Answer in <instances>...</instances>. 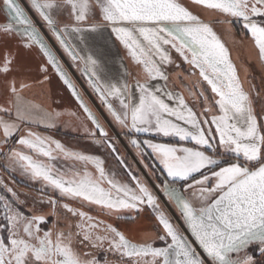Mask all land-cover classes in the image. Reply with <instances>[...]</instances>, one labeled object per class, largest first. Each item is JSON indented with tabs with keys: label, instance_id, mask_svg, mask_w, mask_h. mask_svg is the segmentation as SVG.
I'll return each mask as SVG.
<instances>
[{
	"label": "snow or ice",
	"instance_id": "6c2138e0",
	"mask_svg": "<svg viewBox=\"0 0 264 264\" xmlns=\"http://www.w3.org/2000/svg\"><path fill=\"white\" fill-rule=\"evenodd\" d=\"M26 2L38 20L20 0H0L7 13L0 41L18 38L16 50L0 55V156L10 174L39 183L41 196L38 206L29 205L0 177V264H264V104L256 110L254 86L244 88L213 24L185 0ZM192 4L224 18L216 23L239 25L264 61V0ZM46 34L83 65L106 116L89 107ZM73 34L86 55L68 40ZM109 43L122 46L143 79L129 82L122 64L125 78L112 81ZM20 48L46 58L44 81L51 66L90 122L91 128L82 121L85 135L102 155L46 134L61 113L24 101L29 85L14 75ZM173 54L190 66L188 76L199 74L189 89L197 108L167 87L169 68L180 67ZM121 147L134 150V162ZM146 209L158 234L145 242L100 218L135 219L131 214Z\"/></svg>",
	"mask_w": 264,
	"mask_h": 264
},
{
	"label": "crops",
	"instance_id": "0c3cea01",
	"mask_svg": "<svg viewBox=\"0 0 264 264\" xmlns=\"http://www.w3.org/2000/svg\"><path fill=\"white\" fill-rule=\"evenodd\" d=\"M20 3L25 7L26 12L30 16H32L34 20H38L34 14L35 11L33 12V10L28 6V3L26 2V0H20ZM215 16L216 15L212 13H209V14L205 13L203 14V16H201V18L207 22H211L212 24H215L216 19H211L212 17H215ZM6 19H7V13L2 7H0V23L5 22ZM220 25H223V24H220ZM224 25L227 26V24H224ZM238 35L239 34L237 33H230L228 35L229 37L228 38L227 35L224 33L222 36L228 42L232 41L234 38L236 40L239 39L241 41V46L239 49L231 48L230 58L232 62H233V58H235L236 60V63L234 62L233 63L235 66L237 65L236 69L237 67H239L240 69L241 76L243 78L242 80L241 79L240 80L243 82V86L245 89H250L249 83H252L251 82L252 79L250 80V78L251 77L253 78V75L257 77L258 82L261 83L260 84L261 91H258V92L260 93V97L262 98V101H264V61L260 59L259 50L256 46H254V43L252 42L250 34L248 35L246 34L247 37L245 38L243 37L244 35L242 34L240 37H237ZM218 36L220 37V34H218ZM45 39L49 41L51 46L53 45L55 46L54 40L51 39L49 35L46 34ZM68 40L70 41L71 44L77 46V50L81 51V55L87 54L85 51H82L83 45L80 44L79 39L74 34L69 36ZM243 40L244 42L242 43ZM17 41H18V38L0 41V55L3 54V52L5 51V48L16 50ZM221 41L223 42L222 39ZM225 46L227 47V45ZM250 50H252L253 54L250 53ZM18 51H19V55L17 56L16 64L14 65V67L17 68V71L14 73V75L17 77L18 80L22 79L29 85V87L25 88L21 93L22 97L24 98V101L31 102L32 104L38 105L40 106V108L48 112H53L54 110L55 112L61 113L60 117L56 120V128L54 129L63 131V133H65L66 135L67 134L76 135V136L85 135L84 128L82 126V121L87 123V126H88V122L85 121L84 119L85 117L83 118V116L80 115L78 111L79 107H78L77 102L74 101L70 93L66 91V89L62 85L63 82L59 79V77L54 72V70L51 68V66H48L49 80L44 81V73L40 71V68H41V65L46 64V58H44L41 54H39L36 48H32L30 51L20 48L18 49ZM57 51L55 52L57 53V56L61 60L63 65L71 69L72 68L71 64L66 58L67 54L64 51L63 53L60 50H57ZM107 56H108V66L111 69V72L109 75L113 82H116L117 80L122 81L125 78L124 77V67L121 66L122 64L127 67V71L130 74L127 77L129 82H133L134 79L132 78L133 77L132 75L134 74V72L138 73L139 71L140 74L142 72V70L136 71V69H134V67L135 66L137 67V65H135L130 60V58L126 55L125 50L122 48V46H119L118 44L116 46H113L109 43L107 47ZM237 72H238V69H237ZM71 77L74 83H84L82 81L83 79L80 80V78L76 76L74 71L72 72ZM3 83H4L3 76H0V87L3 86ZM161 84H163V82H161ZM194 84L195 83H191L189 85L193 86ZM185 85L186 83H183V82L176 83L175 85L168 82L167 87L172 90L175 89L174 91L181 92L184 95L185 100H186V97L189 99H193L190 93L189 92H188L189 94L187 93L186 91L187 88ZM78 86L82 90L85 89V87L83 86L84 87L83 88L82 86H80V84H78ZM86 95L88 96L87 90H86ZM0 103H3V97H0ZM94 104H97L96 101H94ZM260 108H259V111H260ZM256 110L258 111L257 107H256ZM98 111L99 109L97 110V112ZM73 113H75V115H73ZM37 126L43 127L42 125H34L33 127H37ZM72 145H78V144L72 143ZM76 149H79V147H76ZM6 163H7L6 160L3 159L2 164L4 167ZM16 173L18 174V176H21L19 171H17ZM22 178H24L22 180L23 183L28 182V181H25L27 180L26 177L23 176ZM131 215L136 216L135 214H131Z\"/></svg>",
	"mask_w": 264,
	"mask_h": 264
},
{
	"label": "rangeland",
	"instance_id": "374dc122",
	"mask_svg": "<svg viewBox=\"0 0 264 264\" xmlns=\"http://www.w3.org/2000/svg\"><path fill=\"white\" fill-rule=\"evenodd\" d=\"M185 2L187 3V5L190 7V9L194 13H198L201 16H203V14H205V13H208V14L212 13V14H215L216 16L212 17L211 19H216V20L217 19H224L223 17H220L217 13H215L213 11L205 10L201 6H196V5L192 4L191 0H185ZM33 12H34V10H33ZM34 14H35V16L38 19L37 14L35 12H34ZM216 20H215V22H216ZM213 26H214V29L217 32V34H220V38L223 40V43L225 45H227V48L229 49L230 54H231V48H235V49H239L240 48L241 41L239 39L236 40L234 38L232 41L228 42L227 40H225V38L222 35L225 33L227 35V37H228V35L230 33H237V34H239L237 37H240L241 34L244 35L243 36L244 38L247 37L246 34H243L240 31V26L239 25H236L235 27H231L230 28L228 25L225 26L224 24L220 25L219 23H215V24H213ZM244 40L242 41V43L244 42ZM252 42L254 43L253 40H252ZM54 43H55V46L53 45L54 51L60 50L63 53V50L60 48L58 43L55 42V41H54ZM254 46H255V44H254ZM173 55L175 57V54H173ZM66 58L68 59V61L71 64V67H72L71 69L68 68V67H65L66 70H68L70 78L72 79L71 74L74 71L76 76L79 77L80 80L83 79L82 81L84 83H75V84H76L78 90H80L82 92L85 101L89 104V107L92 108V110L94 112H96L98 115L102 114V115L106 116L107 115L106 110L101 105L97 95L89 88V86L87 84L86 77L84 76V74L80 70L83 67V65L81 64L79 67H77L76 65L73 64V62L71 61L70 57H68V55H67ZM175 58L177 60V63L180 64V67L179 68H173V67L169 68V83L174 84V85L176 83H180V82L186 83L185 86L187 88L186 91L188 93L189 89L192 88V85H189V84L196 83L200 79L199 75H198V72H197V74L195 76H188V72L190 70V66L185 64V63H183L182 61H180L178 57H175ZM233 62L236 63L235 58H233ZM250 67H252V66H250ZM134 69H136V71L137 70H141L138 66L137 67L135 66ZM237 69H238L239 78L242 80L243 78L241 76V72H240L239 67H237ZM132 76H133L132 77L133 79L134 78L143 79V73L141 72V74H140L139 71H138V73L134 72V74ZM250 80L252 82V83H249L250 88L252 86H254V90L252 92L253 100H254V106L257 107L258 111H259V108L262 106V103L264 104V101H262L261 97L257 98L255 96V92L261 91V87H260L261 83L258 82L257 77H255L254 75H253V78L252 77L250 78ZM78 84H80V86H82V87L83 86L85 87V89H83L85 91V93L78 86ZM62 85L64 86L66 91H68V89L66 88V86L63 83H62ZM173 88H174V86H173ZM86 90H87L88 96L86 95ZM68 93H70V92L68 91ZM70 95H71V93H70ZM73 99H74V97H73ZM74 101H75V99H74ZM94 101H96L97 104H94ZM186 102H188L189 105L194 107V108L198 107L193 99H189V98L186 97ZM98 109H99L98 112H100V113L97 112ZM78 111H79L80 115L83 116V118H84V114H83L82 110L79 109ZM85 121H86V119H85ZM102 123H107V122L102 120ZM88 126H89V128H91L90 122H88ZM33 130L40 131V132H44L45 131L43 127H38V126L37 127H33ZM116 131H118V129H116ZM109 132H110V134H113V126H109ZM46 134L52 135L56 139L61 140V142L64 143L68 147H72V148L79 147L80 150L87 149L90 152H96L97 154H101V155L103 154L98 149L93 147L91 140L89 138H87L86 135H78V136L69 135V134L66 135L65 133H63V131L56 130V129H49V130H47ZM0 139H2V133H0ZM72 143L73 144H78V145H72ZM125 143H126V141H125ZM5 151H7V149H5ZM121 151L125 155H127L128 160L130 162H134L133 161V157L135 156L134 150H132L131 148L121 147ZM3 159H4L3 156H0V177H2L5 180L6 183H9V185L12 186L20 194V198L21 199L27 200L29 205H32L33 202L36 201L37 202V206H38L39 197L41 196V192H40L41 185H39L37 183H34V182H30L28 179L25 180V181H28L27 183H23L22 182V180L24 179V178H22L23 176H18V174L16 172L10 174L8 171L5 170V167L2 164ZM108 165L110 167H115V165L112 164L110 159L108 161ZM136 167L143 168V166L139 165V164H137ZM13 181H14V183H13ZM192 202H193V204L196 207L200 206L199 205V201L193 199ZM47 211H49V209L45 208V212H47ZM97 211H99V210H97ZM167 211L170 212L172 214V216L175 218L174 222L178 223L181 226V228L185 230L186 234H188L190 236V233L187 232L186 227L183 225L182 220L179 219V214H178L177 210L175 209V206L174 205H169ZM100 218L101 219H107L108 222L113 223L114 225H117L125 233V235L128 238H130L131 240H133L134 242L150 241V240H153L155 238V236L158 234V231H157L158 230V224H157V222H156V220L154 218V215L151 213L150 209H146L144 212L140 213L138 216H135V219H119V220H117L115 216H112V217L109 218V217H106V216H103V215H101ZM51 219H53V217H49L50 221H51ZM138 225H141V227L138 229V231H137L138 233L135 234V229L137 230V227H139ZM48 226L50 227L51 225L49 224ZM157 244H159L158 241H157ZM102 255L103 254H101V256ZM257 255H258V253H257Z\"/></svg>",
	"mask_w": 264,
	"mask_h": 264
},
{
	"label": "flooded vegetation",
	"instance_id": "af4514ba",
	"mask_svg": "<svg viewBox=\"0 0 264 264\" xmlns=\"http://www.w3.org/2000/svg\"><path fill=\"white\" fill-rule=\"evenodd\" d=\"M250 48H251V46H250ZM250 53L253 54V53H252V50H250ZM138 226H139V227H137V230L135 229V234L138 233L137 231H138V229L141 227V225H138ZM135 227H136V226H135Z\"/></svg>",
	"mask_w": 264,
	"mask_h": 264
},
{
	"label": "water",
	"instance_id": "95a60500",
	"mask_svg": "<svg viewBox=\"0 0 264 264\" xmlns=\"http://www.w3.org/2000/svg\"><path fill=\"white\" fill-rule=\"evenodd\" d=\"M66 86V85H65ZM66 88H67V86H66ZM70 93H71V91L70 90H68ZM75 99V98H74Z\"/></svg>",
	"mask_w": 264,
	"mask_h": 264
},
{
	"label": "bare ground",
	"instance_id": "6f19581e",
	"mask_svg": "<svg viewBox=\"0 0 264 264\" xmlns=\"http://www.w3.org/2000/svg\"><path fill=\"white\" fill-rule=\"evenodd\" d=\"M189 238L191 239V236H189Z\"/></svg>",
	"mask_w": 264,
	"mask_h": 264
}]
</instances>
